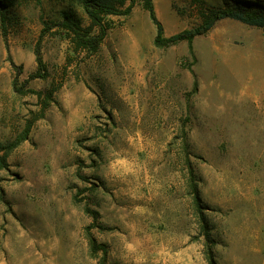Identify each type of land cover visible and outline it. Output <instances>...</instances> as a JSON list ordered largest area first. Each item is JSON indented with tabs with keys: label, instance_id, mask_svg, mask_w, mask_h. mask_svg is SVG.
I'll use <instances>...</instances> for the list:
<instances>
[{
	"label": "rangeland",
	"instance_id": "obj_1",
	"mask_svg": "<svg viewBox=\"0 0 264 264\" xmlns=\"http://www.w3.org/2000/svg\"><path fill=\"white\" fill-rule=\"evenodd\" d=\"M239 2L264 12V0H152L166 37ZM0 7V149L40 108L13 84L59 85L0 168V264H207L191 173L216 264H264L261 28L224 19L158 47L134 0L88 53L56 27L42 33L66 17L86 26L81 0ZM37 46L45 73L29 79ZM88 234L105 251L93 255Z\"/></svg>",
	"mask_w": 264,
	"mask_h": 264
},
{
	"label": "trees",
	"instance_id": "obj_2",
	"mask_svg": "<svg viewBox=\"0 0 264 264\" xmlns=\"http://www.w3.org/2000/svg\"><path fill=\"white\" fill-rule=\"evenodd\" d=\"M143 6L148 12V15L156 26V35L154 38V44L158 47H167L174 45L181 41L191 42L194 38L202 36L210 31L213 26L221 20L231 19L243 23L248 26L261 28L264 31V12L256 9H252L250 6L239 2L234 7L217 8L210 11L208 14L203 15V21L200 25L185 29L181 32L173 34L169 37L164 36L163 27L159 20L156 18L152 0H142ZM38 4H41L42 0H36ZM128 3V4H127ZM127 4V6H125ZM134 0H81V6L88 19V24H83L78 20L66 17L60 22H55L48 25L44 22L43 34L48 32L51 27H56L58 30L65 32L73 48L76 51H86L88 53L97 52L99 46L106 35L107 26L104 22V18L109 15L127 16L132 10ZM1 8V7H0ZM4 27V24H3ZM192 53V51L190 50ZM38 71L35 74L30 75L29 79L44 77L45 67L40 55L39 47L35 50ZM58 86H53L45 91H36L26 89L22 86L13 84V90L18 94L31 93L37 96L40 104L39 111L34 114L25 124L23 130L15 136L13 140L8 142L5 146L1 147L2 154L0 155V168H4L7 165V158L23 141L28 137V133L33 123L44 117L45 112L50 105L54 102V93L58 90ZM190 185L193 196V203L196 213L198 214L199 224L202 229L203 236L205 238L204 258L207 264H216L212 252V245L208 244L210 240V232L206 217L203 213L202 202L200 200L196 183L190 178ZM92 214L94 212H91ZM95 218V217H94ZM89 235L90 250L93 255H96L100 249H103V244H97L95 239ZM103 251H105L103 249ZM99 264H102L99 262Z\"/></svg>",
	"mask_w": 264,
	"mask_h": 264
}]
</instances>
